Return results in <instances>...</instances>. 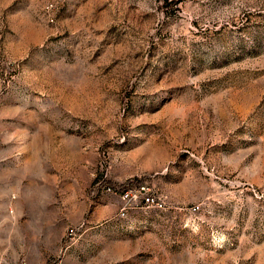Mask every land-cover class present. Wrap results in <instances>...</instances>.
Listing matches in <instances>:
<instances>
[{"label":"rangeland","instance_id":"374dc122","mask_svg":"<svg viewBox=\"0 0 264 264\" xmlns=\"http://www.w3.org/2000/svg\"><path fill=\"white\" fill-rule=\"evenodd\" d=\"M0 251L264 264V0H0Z\"/></svg>","mask_w":264,"mask_h":264},{"label":"built area","instance_id":"2783aa9c","mask_svg":"<svg viewBox=\"0 0 264 264\" xmlns=\"http://www.w3.org/2000/svg\"><path fill=\"white\" fill-rule=\"evenodd\" d=\"M71 233H74L73 231H71ZM1 254V251H0ZM0 264H9L8 261L6 262L3 258L0 259ZM52 264H61V261H55Z\"/></svg>","mask_w":264,"mask_h":264}]
</instances>
